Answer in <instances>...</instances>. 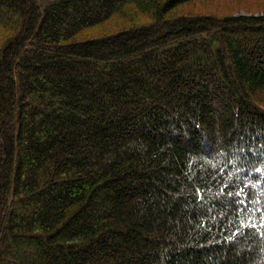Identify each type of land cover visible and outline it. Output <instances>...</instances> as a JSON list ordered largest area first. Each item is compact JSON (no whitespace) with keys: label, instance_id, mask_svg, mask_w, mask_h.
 Returning <instances> with one entry per match:
<instances>
[{"label":"trees","instance_id":"16d2710c","mask_svg":"<svg viewBox=\"0 0 264 264\" xmlns=\"http://www.w3.org/2000/svg\"><path fill=\"white\" fill-rule=\"evenodd\" d=\"M0 0V264H264V10Z\"/></svg>","mask_w":264,"mask_h":264},{"label":"rangeland","instance_id":"374dc122","mask_svg":"<svg viewBox=\"0 0 264 264\" xmlns=\"http://www.w3.org/2000/svg\"><path fill=\"white\" fill-rule=\"evenodd\" d=\"M193 12L201 13H235L264 10V0H199L192 5Z\"/></svg>","mask_w":264,"mask_h":264}]
</instances>
